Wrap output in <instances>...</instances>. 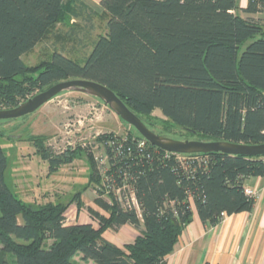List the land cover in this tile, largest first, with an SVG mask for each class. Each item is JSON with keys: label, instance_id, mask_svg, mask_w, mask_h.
I'll return each mask as SVG.
<instances>
[{"label": "trees", "instance_id": "trees-1", "mask_svg": "<svg viewBox=\"0 0 264 264\" xmlns=\"http://www.w3.org/2000/svg\"><path fill=\"white\" fill-rule=\"evenodd\" d=\"M100 6L107 31L93 39L83 65L54 49L49 60L27 66L22 56L57 39L58 26L75 35L79 27L70 20L82 6L75 0H0L2 109L82 79L112 90L142 122L158 110L167 124L204 142L264 144V24L240 16L262 12L264 0H248L243 9L236 0H101ZM99 142L107 158L104 175L93 152H84L88 184L103 191L94 190L97 210L85 207L96 227H66L69 205L22 203L4 183L0 147V264H7L6 254L15 264H78L77 257L82 264H162L191 222L192 207L211 226L250 212L254 200L245 196L244 182L264 177L263 157L169 154L140 135H102ZM33 147L51 173L73 158L52 156L37 140ZM123 185L136 207L111 197V188ZM69 204L83 209L81 194ZM125 225L137 231L132 243L119 247L103 238Z\"/></svg>", "mask_w": 264, "mask_h": 264}, {"label": "rangeland", "instance_id": "rangeland-1", "mask_svg": "<svg viewBox=\"0 0 264 264\" xmlns=\"http://www.w3.org/2000/svg\"><path fill=\"white\" fill-rule=\"evenodd\" d=\"M106 23L102 19L74 23L83 28L79 27L75 35L71 32L67 37L70 40L60 42L61 40L50 37L24 54L22 61L27 66H35L41 61L49 60L54 49L62 51L63 46L69 59L83 65L91 52L93 39L103 36L105 30L107 31ZM70 31L69 28L58 26L56 33L66 36ZM39 92L41 91L32 95ZM142 120L156 134L181 141H202L198 136H189L167 124L158 110L153 111L150 117H142ZM102 135L118 136L122 139L139 137L132 127L121 123L100 101L76 92L61 93L32 114L15 120L0 121V147L6 158L4 183L24 204L34 207L43 205L44 202L69 205L63 217L65 226H72L77 223L76 207L69 204L73 196L81 192L87 198L90 189L93 192L95 190L93 186L85 190L88 186L89 166L84 152L88 148L97 157L103 151L99 142ZM35 140L44 148H49L52 156L70 155L73 157L71 162L60 166L53 173L49 172V163L43 161L33 147ZM95 192L101 194L103 191ZM111 197L115 199L116 195L112 194ZM107 198V194L103 195V199ZM5 261L7 264H15V259L10 254L5 255ZM75 261L82 264L79 257Z\"/></svg>", "mask_w": 264, "mask_h": 264}, {"label": "crops", "instance_id": "crops-1", "mask_svg": "<svg viewBox=\"0 0 264 264\" xmlns=\"http://www.w3.org/2000/svg\"><path fill=\"white\" fill-rule=\"evenodd\" d=\"M75 1L78 6H82V9L76 18L70 20L71 25L94 22L96 19L107 21L108 17L100 6L101 0ZM247 3L248 0H236L239 9L245 8ZM240 16L243 19L252 18L260 24H264V9L255 15L240 13ZM77 26L82 27L81 25ZM70 35L71 32L66 36L58 35L57 40H61L60 42L68 41L70 38L67 37ZM61 49L62 51H58L66 56L63 46ZM89 188L88 184L85 190ZM244 188L257 192L252 211L226 216L218 225L211 226L202 224L194 207H192L191 222L183 230L173 252L164 259L162 264H264V177L247 179L244 182ZM90 190L87 198L78 192L81 194V202L84 208L80 211L75 209L77 211L75 215L77 223L72 225L91 224L96 227V223L91 220L85 210V207L88 206L97 210L93 203L94 192L92 188ZM46 203L49 202L43 204ZM102 236L106 241L120 247L132 243L137 236V231L125 225L116 232L106 231ZM129 238H132V241ZM126 239L129 242L124 241Z\"/></svg>", "mask_w": 264, "mask_h": 264}, {"label": "water", "instance_id": "water-1", "mask_svg": "<svg viewBox=\"0 0 264 264\" xmlns=\"http://www.w3.org/2000/svg\"><path fill=\"white\" fill-rule=\"evenodd\" d=\"M65 92L81 93L100 101L119 118L121 123L132 127L151 146L167 153L178 155L220 153L230 156L264 157V144L247 146L221 141H181L156 134L148 129L141 119L132 113L112 90L97 82L82 79H71L56 83L14 108L0 110V121L15 120L32 114L52 98Z\"/></svg>", "mask_w": 264, "mask_h": 264}, {"label": "built area", "instance_id": "built-area-1", "mask_svg": "<svg viewBox=\"0 0 264 264\" xmlns=\"http://www.w3.org/2000/svg\"><path fill=\"white\" fill-rule=\"evenodd\" d=\"M139 148H142L144 146V142L141 141L138 144ZM167 153V152H166ZM170 154V153H169ZM178 155V154H176ZM95 157V156H94ZM95 159L99 162L98 163V171L101 175L105 174V164L107 163V158L104 154V152L102 151L101 153H99V155L97 157H95ZM262 163L264 165V157L262 158ZM111 191L116 195V198L118 199L119 202L123 203L126 207L128 206H134L136 207V201L134 199V195L132 190L129 188V186L127 185H123L119 188H114V186L111 188ZM244 194L247 198L249 199H255L257 197V192L251 190V189H244ZM65 224V223H64Z\"/></svg>", "mask_w": 264, "mask_h": 264}]
</instances>
